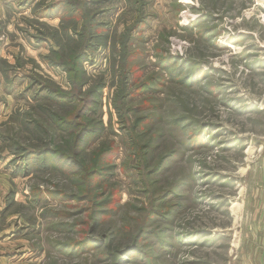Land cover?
<instances>
[{
  "label": "rangeland",
  "instance_id": "1",
  "mask_svg": "<svg viewBox=\"0 0 264 264\" xmlns=\"http://www.w3.org/2000/svg\"><path fill=\"white\" fill-rule=\"evenodd\" d=\"M63 1L0 0V264H230L264 161V0H73L77 19L39 15ZM84 14L99 36L80 100L53 102L72 87L51 64L83 48ZM165 56L177 78L197 70L194 85ZM69 111L93 132L80 153L79 128L56 127ZM100 150L115 155L88 187Z\"/></svg>",
  "mask_w": 264,
  "mask_h": 264
},
{
  "label": "trees",
  "instance_id": "2",
  "mask_svg": "<svg viewBox=\"0 0 264 264\" xmlns=\"http://www.w3.org/2000/svg\"><path fill=\"white\" fill-rule=\"evenodd\" d=\"M62 4V5H61ZM56 4V5H44L42 7H40L39 10V15L41 17H44L45 15H48L50 13H52L51 11H55L58 8V5L60 6V8H64L63 14L60 17L61 21L60 22H65L74 18H79L80 16L78 14H82V10H85L83 4H81L80 9L76 10L74 5H76V2L73 0H66L65 2H61ZM85 16L82 17L84 18V24L82 26V31L81 33L78 34L79 39L80 40V47L83 46L82 49L78 50L77 52H75L74 54H72L71 58L69 59L70 61L65 63V62H55L52 63L51 65L54 67H60L65 70L67 73L70 74L69 76V83L70 86L72 87V91L68 92V93H64L61 92L59 90H55L53 92L50 93L49 97L51 98V100L53 102H58V103H66V104H70V103H74L76 102V100H80L79 96L77 93H80V91H82V87H83V83L81 84L80 79H79V75H80V64L82 63V61L84 59L87 58V56L92 53L97 45H95L94 43H91L90 40L93 38H98L99 34V27L90 20V17H87L86 14H84ZM63 25V23L61 24ZM60 30L56 29L53 33L52 36H55L58 38ZM77 41H75L76 43ZM81 43H83L81 45ZM53 51V50H52ZM62 57V56H61ZM174 62V59L169 57V56H165L159 59L158 64L160 65V67H162L163 69H165L166 71H168V74L171 76H176L175 78L179 77V75H181V70L182 67L184 66L182 63L180 64V66H178L177 68H172V63ZM197 70H194V72L191 75H183L180 78H177L179 80L180 83L187 85V86H191L194 85L193 83L196 81V78L194 76L195 72ZM183 72V71H182ZM68 74V75H69ZM47 90L49 89L48 87L46 88ZM77 93H74V92ZM91 91L88 93L90 94ZM87 94V95H88ZM85 96V94H84ZM76 110H80V108L78 106L75 107ZM75 110V111H76ZM75 111H69L68 115L65 117H56L55 119V123H56V127H58V129L60 130H68L69 132L73 131V129L77 130L79 128V131H77V136L75 137L74 141H73V149L74 151L80 153L82 151L83 145L85 142H89L90 140V136L93 134V132L89 129V127H87L86 124H82L80 122V119L82 118L83 115L77 114L75 115ZM200 133V132H199ZM199 133L197 132L195 135L198 137ZM194 135V137H195ZM82 143V145H81ZM98 157L99 155L100 160L95 161L94 165H92L91 167V171H86L85 169H83L84 171V185L88 186L87 181L89 179V175L90 173H92V171H95L94 173H99V165L102 164V162H107L110 160V158L112 156L115 155V151H103L100 150L98 152ZM39 154H41L43 157L44 156H48V155H53L55 157H58L60 159H68V161L71 162V158L70 156L66 155L65 152L62 151H58V150H49V149H44L41 150L39 152ZM31 154H26V156H30ZM80 166V165H79ZM81 169V167H80ZM92 175V174H91ZM87 180V181H86ZM91 181V180H89ZM89 187V186H88ZM38 195L39 197H42V194L40 191H38ZM43 199H54V200H61V201H66L68 200L67 196H64L61 193L58 192H51L49 190H47V192L45 193ZM92 241H90L89 239H83L82 241L75 243V244H71L70 247L73 251H78V252H86L87 250H89L92 246ZM95 245V244H94ZM131 252H129L130 255H135L138 253L137 249L132 248V250H130Z\"/></svg>",
  "mask_w": 264,
  "mask_h": 264
},
{
  "label": "crops",
  "instance_id": "3",
  "mask_svg": "<svg viewBox=\"0 0 264 264\" xmlns=\"http://www.w3.org/2000/svg\"><path fill=\"white\" fill-rule=\"evenodd\" d=\"M264 162V161H263ZM255 169L256 176L246 189V235L242 248H238L230 264H264V163ZM253 179V178H252ZM249 189V191H248Z\"/></svg>",
  "mask_w": 264,
  "mask_h": 264
}]
</instances>
